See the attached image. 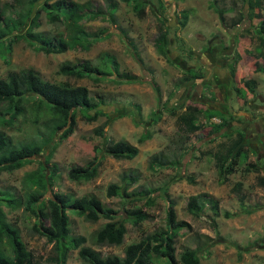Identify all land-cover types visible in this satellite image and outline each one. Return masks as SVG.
Here are the masks:
<instances>
[{
  "label": "rangeland",
  "instance_id": "rangeland-1",
  "mask_svg": "<svg viewBox=\"0 0 264 264\" xmlns=\"http://www.w3.org/2000/svg\"><path fill=\"white\" fill-rule=\"evenodd\" d=\"M9 1L0 0V5ZM55 1L91 2L99 16L86 21L84 30L92 33L101 30L103 34L89 51L78 49L59 54L36 51L23 39L14 41L7 56L9 63L0 56V78L11 70L32 67L48 81L87 86L94 98L106 100V104L98 107L106 114L89 120L78 111L73 131L63 135L62 129L55 134L51 162L57 163L60 170L42 199L54 197L55 192H67L75 197L95 195L116 209L118 214L113 220L123 223L127 232L123 241L114 245L95 244L92 239L96 230L110 220L101 217L93 222L68 209L73 233L85 235L87 245L103 255L124 256L125 247L130 243L166 230L168 211L173 206L178 223H182L176 237L178 259L185 249L199 248L200 264H264V72H254L263 60L247 53L248 50L257 53L256 24L260 18L251 21L244 0H163L164 9L161 0H145L143 18L137 16L133 4L123 0H113L117 3L115 12L109 10V0H49ZM242 14L243 21L234 26L232 22ZM40 21L39 29L53 36L68 32L64 23L50 22L46 11H42ZM163 22L168 30L167 55L159 53L155 46L160 31L165 29L161 28ZM104 52L117 57L119 70L112 68L110 74L102 75L98 81L94 77L75 79L58 72L64 62L91 60L97 64ZM233 64L238 81L230 72ZM191 67L202 72L203 78L177 87ZM246 73L253 74L258 88L256 93H249L241 100L235 87ZM126 74L136 75L138 79L130 81ZM182 103L220 109L230 122L221 131L212 133L209 126L190 134L171 111ZM214 121L220 122V118ZM98 127H104V135L96 132ZM239 127L246 132L244 153L251 156L240 159L238 170L229 175V181L223 182L215 158L209 152L228 142L225 133L232 132L235 136ZM2 129L15 141L27 140L36 132L35 125L23 119L12 128ZM144 134L150 137L141 141ZM109 139L137 146L138 155L132 159L116 158L107 151ZM50 151L51 147L47 146L42 155L32 157L23 167L1 173L0 198L6 191L22 197L29 189L25 182L27 173L40 168V161L49 166L46 156ZM154 156L167 163L171 160L179 163L153 168L150 161ZM96 157L101 160L97 177L90 181H74L68 177L73 166L86 165ZM251 162L260 167V172L249 168ZM126 175L137 176L128 188L135 201L110 192L113 186L125 185ZM239 180L244 181L240 194L232 190ZM147 189L152 192L142 196ZM241 194L246 195L244 202L239 198ZM192 196L202 197L199 203L203 209L197 215L188 209ZM151 199L153 203H149ZM1 204L8 220L20 228L23 240L40 264H52L49 258L55 254L54 243L35 229L36 224L41 227L37 216L24 206L12 209L5 200ZM135 207L142 208L149 218L136 223L135 216L130 215ZM251 208L253 212L249 213ZM9 252L14 253L10 246ZM156 263L169 264L162 258ZM64 264L85 263L78 250H72Z\"/></svg>",
  "mask_w": 264,
  "mask_h": 264
},
{
  "label": "trees",
  "instance_id": "trees-1",
  "mask_svg": "<svg viewBox=\"0 0 264 264\" xmlns=\"http://www.w3.org/2000/svg\"><path fill=\"white\" fill-rule=\"evenodd\" d=\"M41 0H10L0 5V56L6 58L9 63L8 53L14 41L20 39L28 42L36 51L46 54H59L68 50L89 51L94 41H96L103 31L92 33L84 30L86 21L97 18L99 12L95 11L91 2L77 1H59L51 3L44 0L40 6ZM126 3L133 4V9L139 18L146 15L145 0H123ZM249 7V17L252 20L259 19L256 24L258 33V43L256 45L257 53L248 50L247 53L253 57L262 59V64H257L254 72H264V0H244ZM162 9L165 2L160 1ZM109 10L115 12L117 3L113 0L108 1ZM42 11L50 22H61L67 27L68 32H59L58 36L51 35L50 32L40 30V17ZM185 19L187 14H184ZM245 17L233 21L234 26L239 25ZM183 21L182 24H186ZM163 22L161 28L165 27ZM168 37V30L162 29L156 39L155 46L159 53L167 55V46L165 44ZM239 61L240 56L237 55ZM231 67V73L236 81V65ZM112 68L119 70L117 57L108 52L102 53L99 62L92 63L91 60H82L79 63L64 62L59 68V74L66 75L75 79L94 77L97 81L102 75L110 74ZM251 71V70H250ZM249 71V72H250ZM252 74V73H251ZM253 75V74H252ZM248 73L242 77L240 84L235 83L236 92L240 99H246V95L256 93L258 81ZM127 79L136 81V75L126 74ZM204 74L196 68H188L185 76L180 80L177 87H182L183 83L203 78ZM242 97V98H241ZM102 104H106L103 97L94 98L87 86L81 84H70L69 81L53 82L44 79L34 68H26L20 71L11 70L5 77L0 78V127H14L16 123L23 119L35 125L36 132L33 137L27 140L15 141L13 137L0 128V174L5 171H14L32 161V157L42 155L47 146L51 151L46 156V165L40 161L41 167L28 172L25 182L28 186L25 194L19 197L17 194L6 191L2 192L0 198V264H40L33 250L28 248L23 240L20 228L10 222L6 211L1 204L5 200L10 208L16 209L21 206L26 211L35 214L41 227L36 224L35 229L48 241L54 243V255L49 258L52 264H64L67 262L72 250H78L79 257L85 264H157L156 260L162 258L169 264H200L199 248H187L181 254L179 259L176 254V237L182 223H178L176 211L173 206L168 211V228L163 231H155L140 241L130 243L125 247L124 256L119 254L103 255L90 245H87L88 238L85 235H76L72 231L71 220L68 209L76 211L80 216H85L88 220L96 222L101 217L110 221L106 222L92 235L95 244H120L127 232L126 226L113 219L118 211L95 195H85L75 197L67 192H55L54 197L42 199L50 186H53L60 170L55 162H51L55 147L52 144L55 134L64 129L63 135L68 131H73L76 126L77 112L83 113L89 120H96L99 115L106 113L98 109ZM95 112L91 115V111ZM172 113L177 116L178 122L189 131L190 134L199 133L209 126L211 132L221 131L229 122V118L223 111L215 108H201L191 104L182 103L178 107L172 108ZM178 111H181L178 114ZM220 118L216 122L214 118ZM70 132V133H71ZM96 132L104 135V127H98ZM232 132L225 135L229 138L228 142L219 144L215 151H210L216 161L223 176V182L229 181V175L238 170L240 159H247L250 153L246 151V133L240 127L235 136ZM149 134V133H147ZM150 135H142L140 140L149 138ZM107 151L120 159H132L139 153L137 146L127 141H116L109 139ZM179 161L171 160L167 163L163 158L154 156L150 165L155 168L156 165L175 166ZM101 160L96 157L87 162L86 165L73 166L68 171V177L74 181H90L98 176ZM169 165V166H170ZM48 166V167H47ZM251 170L260 172V167L251 162ZM51 169V171H50ZM124 186H113L110 189L112 195H122L135 198L128 192L129 186L137 180L135 175L124 176ZM193 181V179L191 178ZM264 180V178H263ZM244 181H236L232 190L241 193ZM152 192L147 189L141 195ZM240 200L244 202L246 195L241 194ZM201 196H192L188 205L191 213L197 215L202 211L203 205H200ZM208 200L214 201L212 198ZM149 203H153L152 199ZM216 211L218 205L214 206ZM254 208L249 209V213ZM130 215L135 216L136 223L149 218V215L140 207H135ZM230 217V213H227ZM187 224V223H186ZM189 228L191 226L187 224ZM217 226V225H215ZM215 243L213 242L212 245ZM9 246L14 253L9 252Z\"/></svg>",
  "mask_w": 264,
  "mask_h": 264
},
{
  "label": "crops",
  "instance_id": "crops-1",
  "mask_svg": "<svg viewBox=\"0 0 264 264\" xmlns=\"http://www.w3.org/2000/svg\"><path fill=\"white\" fill-rule=\"evenodd\" d=\"M231 72V71H230ZM242 129V128H241ZM242 130H244V129H242ZM247 131H248V129H247ZM258 131V130H257ZM254 136H255V134H254Z\"/></svg>",
  "mask_w": 264,
  "mask_h": 264
},
{
  "label": "clouds",
  "instance_id": "clouds-1",
  "mask_svg": "<svg viewBox=\"0 0 264 264\" xmlns=\"http://www.w3.org/2000/svg\"><path fill=\"white\" fill-rule=\"evenodd\" d=\"M214 119H217V118L215 117ZM214 119H213V120H214Z\"/></svg>",
  "mask_w": 264,
  "mask_h": 264
},
{
  "label": "flooded vegetation",
  "instance_id": "flooded-vegetation-1",
  "mask_svg": "<svg viewBox=\"0 0 264 264\" xmlns=\"http://www.w3.org/2000/svg\"><path fill=\"white\" fill-rule=\"evenodd\" d=\"M241 123V122H240ZM246 133V132H245Z\"/></svg>",
  "mask_w": 264,
  "mask_h": 264
}]
</instances>
